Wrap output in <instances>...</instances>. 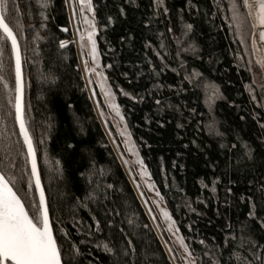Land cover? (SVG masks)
Segmentation results:
<instances>
[{
    "label": "trees",
    "instance_id": "trees-1",
    "mask_svg": "<svg viewBox=\"0 0 264 264\" xmlns=\"http://www.w3.org/2000/svg\"><path fill=\"white\" fill-rule=\"evenodd\" d=\"M91 3L107 79L189 250L197 264H239L229 257L241 237L264 244V74L228 0ZM4 9L21 46L25 120L64 264H173L97 115L67 0H4ZM193 69L200 87L187 78ZM15 92L13 52L0 29V171L35 216ZM213 119L222 136L208 130Z\"/></svg>",
    "mask_w": 264,
    "mask_h": 264
},
{
    "label": "rangeland",
    "instance_id": "rangeland-1",
    "mask_svg": "<svg viewBox=\"0 0 264 264\" xmlns=\"http://www.w3.org/2000/svg\"><path fill=\"white\" fill-rule=\"evenodd\" d=\"M228 2L238 35L245 44L250 46L253 59L264 74L263 66L257 57L254 22L248 4H245V0H228ZM67 4L73 30V41L77 47L83 76L109 140L172 263L197 264L163 195L152 179L125 121L116 94L109 84L97 45V21L91 0H84V2L82 0H67ZM93 27H95V31H93ZM90 32L92 40H95V55H93L92 40L88 35ZM37 199L36 196V201H38ZM32 201L34 200L28 202V208L32 206ZM37 203L36 212L40 209L39 201ZM166 212L168 215H165Z\"/></svg>",
    "mask_w": 264,
    "mask_h": 264
},
{
    "label": "snow or ice",
    "instance_id": "snow-or-ice-1",
    "mask_svg": "<svg viewBox=\"0 0 264 264\" xmlns=\"http://www.w3.org/2000/svg\"><path fill=\"white\" fill-rule=\"evenodd\" d=\"M82 2H84V0H82ZM156 3L162 5L164 4V0H156ZM245 4H248V0H245ZM4 10V0H0V28H2L4 33L12 39L13 48L16 51L18 93L16 98L17 117L20 121V128L24 133L25 142L28 145L29 154L32 156V173L36 178V186L39 188L40 175L37 171L35 150L25 127L22 114L21 101L23 85L21 81L19 49L16 36L4 17ZM163 11L167 12L168 8L165 6ZM258 16L260 24L264 25V0H258ZM145 23H148V21H145ZM186 28L190 30L192 25L188 24L186 25ZM93 31H95V27H93ZM169 31H171V28H169ZM88 35L89 39L92 40V33L90 32ZM260 37L261 39H264V31H261ZM92 45L93 55H95V40H92ZM146 46L151 47V41H148ZM89 70L91 71V69ZM193 75L202 74L198 73L196 69H193V72L189 74L187 78L192 81ZM192 83L194 87L201 86L195 81H192ZM219 94V89L216 88L212 93V96L207 97L206 103L209 104L210 108L213 100ZM135 98L136 97H133V99ZM156 103L159 105L161 102L157 100ZM195 113V108L190 109L189 118ZM261 126L264 127V124ZM177 127L183 128L184 125L178 123ZM208 130L210 132L215 130L217 135H223V133H220L216 128V121L214 119L209 121ZM231 147L236 148L237 143H233ZM242 151H245V155L251 158L252 150L248 147L247 142H244ZM141 163H143V161H141ZM109 187H111V185H109ZM228 191L230 192L231 189H228ZM241 199H244V197H241ZM40 205L41 208L36 212L35 216L29 215L21 198L16 194L12 186L4 178L3 174L0 173V264H62L61 249L58 247L56 238L53 235L42 188L40 189ZM253 209H255V205H253ZM165 215H168L167 212ZM248 216L257 217V212L255 210H249ZM108 223L111 224L112 221H108ZM259 223L264 227V218H259ZM96 224L99 226L100 221L97 220ZM242 229H246V226H242ZM236 239V234L230 231L225 237L224 243L231 247ZM104 249L110 253L114 251L112 247H109L107 242H104ZM240 249V251H237L233 248L229 259L231 260L232 257H235L239 264H264V244L253 240L250 236L247 238L241 237ZM76 252L79 253V248H76ZM125 252H127V250H125Z\"/></svg>",
    "mask_w": 264,
    "mask_h": 264
},
{
    "label": "water",
    "instance_id": "water-1",
    "mask_svg": "<svg viewBox=\"0 0 264 264\" xmlns=\"http://www.w3.org/2000/svg\"><path fill=\"white\" fill-rule=\"evenodd\" d=\"M256 1V22H257V26L259 27L260 29V33L261 31H264V25L260 24L259 22V16H258V0H255ZM7 22V21H6ZM10 26V25H9ZM11 27V26H10ZM12 28V27H11ZM1 31L4 33L3 29L0 28ZM13 30V28H12ZM13 33L15 34L16 36V41H17V45H18V49H19V55H20V64H21V81H22V114H23V120H24V123H25V127L27 129V132H28V135L29 137L31 138V142H32V145H33V148L35 150V157H36V163H37V171L39 172V175H40V187L38 188L36 186V178L35 176L33 175L32 173V156L29 154V151H28V145L27 143L25 142V137H24V133L22 132L21 128H20V121L17 117V111H16V98H17V76H16V51L14 50L13 48V44H12V39L10 37H7V39L9 40V43L11 45V48H12V52H13V61H14V69H15V81H16V92H15V102H14V107H15V117H16V123H17V128H18V131L20 133V136L22 138V141H23V144H24V147H25V150H26V153H27V157H28V162H29V167H30V172H31V177H32V180H33V184H34V187H35V190H36V194H37V198H38V201H39V206L41 208V205H40V189L42 188L43 189V192H44V198H45V204L47 205V208H48V202H47V196H46V192H45V188H44V185H43V182H42V179H41V174H40V167H39V160H38V156H37V151H36V147H35V144H34V141H33V138L31 136V133L29 131V128L27 126V123H26V120H25V110H24V104H25V80H24V69H23V57H22V51H21V46H20V42H19V39H18V36L16 35L15 31L13 30ZM262 42H263V52H264V39H262ZM0 173H2L0 171ZM3 174V173H2ZM4 176V174H3ZM4 178L7 180V178L4 176ZM8 181V180H7ZM8 183L10 184V182L8 181ZM11 185V184H10ZM12 186V185H11ZM13 188V186H12ZM13 190L16 192V190L13 188ZM16 194L19 196V194L16 192ZM20 197V196H19ZM21 198V197H20ZM22 200V198H21ZM23 202V200H22ZM24 204V202H23ZM24 207L25 209L27 210L26 208V205L24 204ZM48 214H49V222L52 226V231H53V235L55 236V233H54V229H53V225H52V220H51V216H50V213H49V208H48ZM30 215V213H29ZM56 238V236H55ZM57 241V239H56ZM58 245V243H57ZM59 247V246H58ZM62 258V256H61ZM62 264H64L63 262V259H62Z\"/></svg>",
    "mask_w": 264,
    "mask_h": 264
},
{
    "label": "bare ground",
    "instance_id": "bare-ground-1",
    "mask_svg": "<svg viewBox=\"0 0 264 264\" xmlns=\"http://www.w3.org/2000/svg\"><path fill=\"white\" fill-rule=\"evenodd\" d=\"M248 7H249V11H250L251 17L254 22V32H255L254 39H255V43L257 44V57H258V60L261 62L263 69H264L263 42L260 37V29L257 26V22H256V9H255L256 1L248 0Z\"/></svg>",
    "mask_w": 264,
    "mask_h": 264
}]
</instances>
